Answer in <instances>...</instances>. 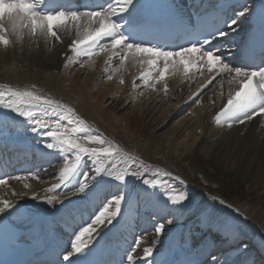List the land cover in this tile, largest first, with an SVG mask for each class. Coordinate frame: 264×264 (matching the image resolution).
<instances>
[{
    "label": "bare ground",
    "instance_id": "obj_1",
    "mask_svg": "<svg viewBox=\"0 0 264 264\" xmlns=\"http://www.w3.org/2000/svg\"><path fill=\"white\" fill-rule=\"evenodd\" d=\"M140 1L133 0L127 12L113 19L122 28L133 22L144 25L145 16ZM111 2L112 0H109L110 4ZM217 4L229 5L228 20L235 18L237 22H240L235 26L236 32L230 33L231 37H221L214 41V51H217L230 66H239L248 70L255 69L246 66V60L242 57L241 45L247 39H251L253 47L250 49V54L254 56L261 54L258 50L260 49L261 22L264 21V8L261 7L264 5V0H202V2L198 0L196 5H194V0H164L161 10L164 15L175 13L192 23V18L203 8ZM249 5L250 15L234 17V12ZM9 11L11 9L0 4V17ZM242 22L244 27L241 26ZM252 25H255V32L249 31ZM8 35L11 43L7 48L0 46V90H6V88L33 90L38 94L58 99L73 107L76 114L84 119L88 126V131L73 133L71 138L78 139L83 146L89 148L114 146L120 150L113 160L105 163V167L109 169L115 165L112 176L103 174L96 176L88 198L81 200L73 196L70 202L65 201L63 209L60 205H48L40 199H32V195L35 193L38 197L59 196L61 193L74 191L75 187H78V181L83 179V173L89 172L90 178L95 176V165L88 157H83L77 171L64 185L55 192H47L46 189L50 188L53 183H59V173L64 166L65 157L71 162L74 154L46 148V144L55 141L43 135L44 130L34 132L32 131L33 125L26 118L17 116L8 109L0 108V179L9 181L7 185H0V201L9 200L17 207L32 210L38 219L46 218L52 221L55 241L61 245L58 249L61 251V259L66 254L62 251V247L70 248L72 233L79 231L81 226H86L85 222H90L89 218L93 217L94 213L98 214L104 207H108L110 211L114 210L111 197L119 194L120 191L125 193V214L121 217V224L117 227L109 226L102 236L98 237V239L106 240L107 259L119 264L122 259L120 253L123 254L124 249L130 250V246L134 247L135 243L132 245L129 239L137 240L139 239L137 236H140L141 241L138 255L142 256L143 248L150 246L151 241L157 239L154 228L159 225L160 220L166 224L168 231L167 235L163 236L162 242L156 245L158 251H156L155 259L157 261L203 259L206 253L205 245L212 241L206 242L211 238L206 239L199 248H194V245L189 242L188 238L199 241L201 232L206 230L198 226L196 218L194 216L193 219L191 218L193 223L188 221L182 224L185 221L182 215L174 224L167 225L166 221L171 217L165 206V200L161 201V190L153 189L151 198H145L142 195L147 191L146 185L143 184L144 179L163 180L161 183L165 184L179 183L178 181L171 177L147 172L133 181H129L126 176L125 182L121 184L115 180L117 174L127 175L133 170L141 173L143 166L148 165H151L153 169L171 171L173 175H180L185 180V184H195L194 186L199 188L203 194V201L209 196H217L225 198L226 203L231 204L229 197L234 192L241 195L264 194V116L254 118L244 124L237 122L231 126L229 122L220 125L215 123V114L226 102L229 92L235 88V85L227 83V76L218 77L197 98L194 94L201 89L212 73L206 76L205 74L208 73L206 70L202 73L193 70L186 75L182 73L184 70L181 71L180 66L170 68L171 77L155 84L156 90L160 91V86L167 84L172 77L175 79L174 87H178L183 81L197 77L203 81L201 80L202 82L196 86L195 91L190 92L184 102L179 104L177 112L172 114L171 119L168 118L169 121H165V118L164 121L160 119L161 121L154 130L147 132L144 130L148 125L145 121L141 120L143 128L135 127L134 117L140 119L144 113L142 116L137 114L138 111H135L134 106L132 110L125 112V116L118 113L127 107L126 103L137 98L134 94L137 90L134 84L141 80L139 77L142 73L150 70L147 64L142 63L139 58L129 57L121 64L120 58L98 52L92 56L76 58L74 64H68L65 67V57L73 55L66 44L76 38L74 30L63 36L65 44L54 42L51 39L45 41L43 37L33 38L26 31L19 40L11 34V31ZM240 59L242 60L239 61ZM108 76H111V79H108ZM220 80L225 81L223 85L220 84ZM143 81H139L140 87L150 89L149 85L145 86L146 83ZM216 88H219L217 92ZM5 99L11 98L5 97ZM261 101L264 102L262 94ZM193 102H197L196 105L201 109L193 110L195 122H192V127H187L190 124L183 123L186 119H182L180 123L183 128H178L179 124H176V128L170 126L171 134L164 140L165 138L163 139L158 131L168 127L169 123ZM32 110L49 124L48 130H51L56 122L61 125V131H67L76 126L68 124L67 121H60L59 115H45L40 109ZM197 129H199L198 133ZM89 135H101L106 143L104 145L90 144L86 140ZM33 174L36 175V179H33ZM11 177L25 179L19 181ZM206 179L214 186L202 183ZM24 183H28L30 187L25 189ZM25 192L27 195H20ZM128 198L138 201L135 212L127 210ZM262 200L261 205L264 208V199ZM227 210L233 215L237 214L247 218L240 208L237 209L233 205L231 208L221 209V214L232 218L231 214L226 213ZM194 223L197 224V230L193 229ZM254 227L257 229L256 235L248 240L234 230V238L228 237L227 239L216 231L211 232H215L217 236L219 235V239H226L228 242V244L222 242L218 244L221 253L226 248L236 249L234 247L241 242L239 245L241 255L247 264H253V258L248 256L245 246L250 247L252 243L259 244L264 239V231L258 224ZM50 239L49 235L34 233L27 238V242L17 243L15 240L9 252L14 255L15 264H34L37 260L51 259V253L48 256L43 254L44 245ZM185 240L186 243H184ZM236 241L239 242L234 244ZM140 264L143 262L141 261Z\"/></svg>",
    "mask_w": 264,
    "mask_h": 264
},
{
    "label": "snow or ice",
    "instance_id": "obj_2",
    "mask_svg": "<svg viewBox=\"0 0 264 264\" xmlns=\"http://www.w3.org/2000/svg\"><path fill=\"white\" fill-rule=\"evenodd\" d=\"M133 0H112L108 7H86L78 0H71L67 5L57 6L55 10L46 7L48 0H0L11 11L6 12L0 17V46H7L11 43L9 31L17 40L21 39L26 31L29 36L43 37L45 41L51 39L54 42L65 44L63 36L75 31L74 39L67 42L68 50L73 54L65 57V67L68 64H74L76 58L83 56H92L98 52L110 54L111 57L120 58V63L131 57L139 58L142 63H146L149 69H154L158 73L157 81H162L166 77V73L170 68L180 66L187 75L193 70L202 73L206 70L212 73L201 89L194 94L195 97L202 95L218 77L227 76L228 84L235 85V88L229 92L226 102L223 103L220 110L215 114V123L220 125L229 122V126L235 123L244 124L252 121L254 118L264 116V102L261 101V93H264V66H260L253 70L243 67H233L224 61L222 56L214 51V41L221 37H226L229 33L236 32L237 20L232 18L228 21L224 20L225 11L222 6L211 7V17L205 15L202 17L195 32H205L210 26L223 24V28H217L215 32L209 33L199 43L188 42L183 45L174 47L173 50H164L162 46L146 45L142 43H131L126 39L122 26L118 24L113 17L128 11ZM198 0H194L196 5ZM202 2V0H200ZM264 8V5L261 6ZM250 15L249 8L243 6L241 10L234 12V17H245ZM132 31H148L146 25L133 22L129 24ZM177 32L184 36H191L195 33L190 31L183 25L182 21H177ZM255 32V25L249 29ZM260 48L261 59L264 61V21L261 22L260 32ZM207 45V47H205ZM253 47V41L247 39L242 48V57L249 63H255V56L250 54ZM153 73L151 71L141 74L139 79L148 81ZM111 79V76L107 77ZM225 81L220 80L223 85ZM147 86V83L145 84ZM167 91V87H165ZM10 97L11 99H5ZM0 108L8 109L16 113L17 116L24 117L32 125V131L44 130L43 135L52 138L55 142L45 145L48 149H59L66 154H74L71 162L67 157L64 159V166L60 169L59 183H53L46 189L47 192H55L69 180L70 177L79 168L83 157H88L91 163L95 165V176L90 178V173H83V179L78 181V187L74 191L61 193L59 196L50 195L38 197L35 193L32 199H40L48 205H60L64 208L65 201H71V197L84 200L89 197L90 189L96 176L101 174L112 176V169L105 167L106 161L113 160L120 150L116 147L89 148L83 146L78 139L71 138V134H79L88 131V126L84 119L76 114L73 107L53 99L49 96L38 94L33 90H16L6 88L0 90ZM32 109H40L45 115H59L60 121H67L68 124H75V127L67 131H61V125L56 122L52 125L51 130L49 124L38 117ZM51 109V112H49ZM86 140L90 144L104 145L106 141L101 135H89ZM126 155V154H125ZM134 159V158H133ZM142 164V162H141ZM143 166V165H142ZM153 172L155 175L171 177L173 180L183 185L185 180L180 175H173L171 171H164L160 168L153 169L151 165L143 166V172L138 173L135 170L128 172L127 176H142L144 173ZM19 181L24 180L23 177H11ZM33 174V179H36ZM126 175L124 173L115 175V180L123 184ZM6 179H0V185H7ZM143 184L146 185L147 191L142 193L145 198H151V191L159 189L161 182L157 179H144ZM169 191L173 190V185H164ZM25 189L29 188L28 183H24ZM16 195V193H13ZM27 195V193H20ZM207 205L196 204L190 194L180 191L171 194L165 199V206L171 217L166 221L167 225H172L185 213H191L196 218L200 228L207 231H216L224 236L234 238L233 219L231 216L221 214V209L231 208V204L226 203L225 198L217 196H209ZM111 203L114 204V210L104 207L98 214L90 217V222H85L86 226H81L79 231H74L70 239V248L62 247V251L66 254L61 259V248L59 242L55 241L54 224L52 221L38 219L34 216L32 210L24 209L13 205L9 200L0 201V234H10L17 243L27 242V238L34 233L41 235H49L51 239L45 243L43 254L48 256L51 253V259L37 260L34 264H116V262L107 259L108 248L106 241L98 239L109 226L117 227L121 224V217L125 214V193L120 191L119 194L111 197ZM127 210L135 212L138 201L128 198ZM13 217H15L13 219ZM7 218V219H6ZM156 238L151 241L150 246L143 248V255H138L141 241L135 240V246L123 250L122 259L119 264H124L126 256L127 264H247V261L241 255L239 248H226L221 251L207 253L206 260H174V261H157L155 254L158 249L156 245L162 242L164 235H167L165 223H161L154 228ZM187 241L185 240L184 243ZM224 243L225 241H221ZM155 250V251H154ZM261 264H264V256L260 258Z\"/></svg>",
    "mask_w": 264,
    "mask_h": 264
},
{
    "label": "rangeland",
    "instance_id": "obj_3",
    "mask_svg": "<svg viewBox=\"0 0 264 264\" xmlns=\"http://www.w3.org/2000/svg\"><path fill=\"white\" fill-rule=\"evenodd\" d=\"M247 7H250V5ZM239 22H237L238 25H239ZM241 26L244 27V23ZM149 71H151L153 74L149 77V80L147 82L146 81H143V82L147 83L149 85L150 89L147 90V89H143V87L141 88L140 87L141 84L139 82L141 80L136 81L134 85H136L137 90H136V92H134V94L137 95V98H135L134 101H130V102L126 103L127 107H125L123 109L124 112L123 111L118 112V113H122V115L125 116L127 112L132 110V108H133L132 106H134L135 111H138L137 114L142 116L144 113V116L141 117L140 119L136 116L134 117V120L136 122V126H135V124H134V126L138 127V128L142 127L143 126L142 124L145 121L146 125L147 124L148 125L144 128V130L147 132L154 130L156 125L161 121L160 119H162V121H164V118H165V121H169L168 118L171 119L172 114L177 112V108L179 107V104L184 102V100L190 95V92H194L196 86L199 85L203 81L201 78L197 77V78L189 80V81H183L178 87H174L173 81H175V79L172 77L170 79V81L167 82V84L166 83L162 84L159 88L160 91H158V89L156 90V87H155V84L161 82V81H157V79H156L158 73H156L154 69H150ZM149 71H147V72H149ZM181 71H183V68L181 69ZM171 72L172 71L169 70L166 73L165 79L162 81H165L167 78H169V76L171 77V74H170ZM182 73L185 74L184 72H182ZM208 74L209 73H206L205 75L207 76ZM165 87H167V91H165ZM215 90L217 92L219 90V88H216ZM156 97H157V99H156ZM105 104L109 105L108 103H105ZM196 104H197V102H193V103H190L189 105H187L184 108V110L180 114H178L172 120L171 123H169L168 127H165L166 129L163 128V129H160L158 131L159 134L163 137V139L165 138L164 140H166L170 136L169 134H171V132H170L171 130L169 128L170 126H172L173 128H176V124H179L178 128H183L181 126V123H180V121L182 119H186V120H184L183 123L190 124L187 127H189V128L192 127V122L193 123L195 122V120H194L195 114H194L193 110H196L197 108L201 109V107H198V105H196ZM203 104H206V103H203ZM203 104L201 105L202 107H203ZM206 106L208 107L209 104ZM140 108H142V110ZM147 110H148V112L146 113ZM202 110H203V108H202ZM196 132L198 133L199 129H197ZM127 177L129 178V181H133L134 179L137 178L135 176H127ZM159 181L162 182L163 180H159ZM202 183H204L205 185H207V184L212 185L213 184L208 179H206V181H202ZM166 184L173 185V190L169 191L164 186L165 183H161V186L158 189V190H161V201H164L171 194H176V193H179L180 191H185V192H188L190 194L191 198L194 200V202L196 204H202V205L206 206L208 202L211 203V201H207L208 198L204 201L202 200L203 194L199 188L194 186L195 184L193 185L192 183H187V184L184 183L183 185H181L179 183H169V182ZM212 186H214V184ZM262 199H264L263 193H261L258 196L253 195V194H247V195L242 194L241 195V194H238V192H234L233 194H230V197H229L230 203L233 206H235L237 209L240 208V211H242L243 215L247 218L245 219L242 216H238L237 214L233 215L231 211L229 212V210H227L226 213L229 215L230 214L232 215L233 223L235 225L234 231H236L237 234H239L240 236H242L246 240H248L247 238H250V237L252 238L256 235L257 229L254 227V225L256 226V224H258L260 229H262V231H264V216H263L264 215V208L261 205V201H263ZM191 218L193 219V216H191V213H185L182 217V219H184L185 221L182 224H186L188 221L190 223H193V220ZM158 222H159V224L163 223L161 220ZM194 225H195V227L193 226L194 227L193 229L197 230L196 229V228H198L197 224L194 223ZM202 232H201L199 241H195L196 239H191V238H188V240L190 243H192L194 245V248H199L202 246V243L203 244L205 243L206 239L211 238L210 240L206 241V242L212 241V243L205 245L206 253L203 257V260L207 259V253L214 252L216 249H217V251H219L221 249L218 245L221 243V241H225L224 244H228L226 239H224V240L219 239V237H218L219 235L217 236L215 232H209L207 230H204ZM137 238L140 239V236H137ZM133 242L135 243L134 239H133ZM237 242H239V241H237ZM134 243H132V245H134ZM234 248H239V246L238 247L236 246ZM212 249L214 251H212ZM261 251L264 252V239H262L258 245L254 244V246H252V249H248V251H247L248 256L253 258V262H254L253 264H257L256 259H257L258 255L262 254ZM259 262L261 263V261H259Z\"/></svg>",
    "mask_w": 264,
    "mask_h": 264
}]
</instances>
